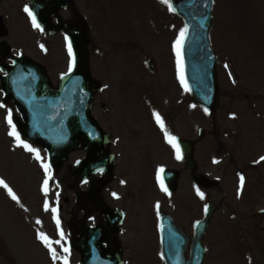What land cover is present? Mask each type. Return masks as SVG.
<instances>
[{"label":"rangeland","instance_id":"rangeland-1","mask_svg":"<svg viewBox=\"0 0 264 264\" xmlns=\"http://www.w3.org/2000/svg\"><path fill=\"white\" fill-rule=\"evenodd\" d=\"M75 3L85 16L89 71L99 87L91 115L108 135L107 150L113 155V174L100 195L125 217L112 241L122 248L133 246L132 264H139V258L140 264H161L153 210L162 193L157 172L178 169L181 162L172 158L173 148L154 116L158 113L169 134L194 141L199 167L197 186L190 188L182 177L177 182L176 196L187 199H177L178 210L171 213L177 224L191 235L188 218H202L207 203L216 209L203 241L204 264H264V215H257L264 211V144L257 139L261 124L253 120L264 116V0H214L210 38L217 56L219 103L212 115L192 107L180 82L173 45L183 27L160 0ZM53 50L55 66H48L55 85L52 79L65 73L66 61L56 40ZM0 104V180L20 201L0 187V264H63L65 257L68 264H79L70 242L100 219L89 190L96 178L82 180L76 170L87 153L69 154L46 174V151L31 145L39 152L37 160L35 153L17 146L7 117L11 113L24 140L22 122L1 98ZM45 202L56 211H46ZM41 233L56 250L55 261L38 238Z\"/></svg>","mask_w":264,"mask_h":264},{"label":"water","instance_id":"water-1","mask_svg":"<svg viewBox=\"0 0 264 264\" xmlns=\"http://www.w3.org/2000/svg\"><path fill=\"white\" fill-rule=\"evenodd\" d=\"M170 2L173 11L182 18L188 29L182 49L186 83L194 101L210 110L216 101L215 58L211 53L208 38L212 0H170ZM78 31L76 29L70 37L71 44L75 48L74 70L62 80L58 90L48 89L42 72H39L38 85L23 84V75L28 71L24 70L19 75H13L15 78L12 81L13 88L8 93L14 98L17 108L21 111L25 123L23 127L25 138L31 143L46 148L52 165L63 161L68 152L77 149L78 140L88 149L101 148V154L105 155L102 148L106 144V138L89 116L94 89L86 71V53L80 45L82 37ZM21 75L23 77H19ZM31 75V73L26 74V77ZM181 145L186 159H189L188 145L185 143ZM93 160L90 159L81 165L84 176L100 168ZM104 161L107 167L110 158L106 156ZM163 177L168 179L169 174L164 173ZM212 213L213 208L208 206L205 218L195 225L189 260L183 258L187 241L184 234L175 228L170 218L165 219L164 215L160 217L162 252L166 264L203 263L205 250L202 238ZM119 220L118 217L117 221ZM96 234L94 230L87 231L75 242L77 250L85 252L82 264H99L96 259L101 253L95 246L96 237L92 236Z\"/></svg>","mask_w":264,"mask_h":264},{"label":"flooded vegetation","instance_id":"flooded-vegetation-1","mask_svg":"<svg viewBox=\"0 0 264 264\" xmlns=\"http://www.w3.org/2000/svg\"><path fill=\"white\" fill-rule=\"evenodd\" d=\"M34 1L35 0H0V74L2 70L6 66L11 65L13 60L18 56H25L32 61H36L33 58L34 44L39 40L40 32L46 34L50 31L48 29L40 31L36 28H29L28 16L24 17L25 25L23 26L21 23V16L25 15L24 7H30ZM52 1L53 0H38L40 3H49ZM54 15L62 18L66 24L71 23V8L64 10L59 9ZM46 22L54 26L56 24V19L53 16ZM20 23L22 25H20ZM11 25H13V27ZM2 46H4V49H2ZM188 178L192 185L197 184L198 180L193 175H188ZM100 224H104L103 219H100ZM112 238L113 233L110 232L105 240L101 242L100 245L104 250V254L106 256L119 255L120 264H132V260L135 259L131 255L133 246L122 248L118 243L113 242ZM141 260L142 259L139 258V264Z\"/></svg>","mask_w":264,"mask_h":264},{"label":"snow or ice","instance_id":"snow-or-ice-1","mask_svg":"<svg viewBox=\"0 0 264 264\" xmlns=\"http://www.w3.org/2000/svg\"><path fill=\"white\" fill-rule=\"evenodd\" d=\"M160 3L166 5L168 7L169 11L173 10V6H172V3L170 2V0H160ZM24 12L29 17L32 26L34 28L40 30V31H43V29L41 28L40 24L37 21L36 15L34 14V12L32 11V9L29 6L24 7ZM187 31H188V29L186 27L181 29L179 32V36L173 45L174 51L176 54V58H177L176 63H177V69H178V73H179V79H180L181 84L184 85L185 90H187V83L185 82V78H184V61H183L182 49H183V45H184V41L186 38ZM65 39L67 40V37H65ZM68 53H69V56L73 55L72 54V45H71L70 41L68 42ZM74 65H75V58L73 57L72 61L70 62V65H69V72H71ZM225 67L227 68L228 66L225 65ZM229 76H231V73H229ZM233 83H235V81H233ZM0 107H4V105L0 104ZM193 107H195V105H193ZM207 111L208 110L205 109L206 113H207ZM154 116H155L157 124H159V126L161 127L162 130H164L165 139H166L167 143L174 149L175 158L177 160H182L183 159L182 150H181V147H180V144H179L177 138L172 136L171 134H169L167 132V130L164 129L163 121H162V119L158 113H154ZM7 121H8L10 128H11L9 135L14 138L17 146L24 148L25 150H27L30 153H35V158L37 160H41L39 152L36 149H34L31 145L26 143L24 140H22L21 136L16 131V127L12 121L11 113H9V115L7 117ZM262 159H264V158H262ZM214 162H216V161H214ZM42 166H43L46 174L50 172V165L42 164ZM163 173H164L163 168L158 169L157 181L160 185L161 190L164 191L165 193H167L168 195H171V193L168 192V189L165 186L163 175H162ZM240 182H241V188H243V184H244V177L243 176L240 177ZM0 187L5 188L9 194V196L14 201H16L17 203H20L18 197L15 195V193L12 191V189L9 188L8 185L3 180H0ZM43 190H44L45 195H47V193H48V179L44 180ZM197 195L200 196L201 199H204V194L202 192H200L199 189H197ZM44 207H45L46 211H53V212L56 211L55 209H49L47 202H45ZM156 208H157V210H159V204L156 205ZM205 211H207V206H205ZM37 223H40V221H37ZM56 223H57V226H59V224H60L59 219L56 220ZM63 236H64L63 232H60L61 239H63ZM38 238L44 243L45 247L48 248L49 252L51 253L52 259L55 261L57 259V253H56V250L52 247V243L48 240L47 236L44 235L43 233H41L38 235ZM55 243L59 244L60 241H56ZM63 250L65 253H67L69 251L67 248H65ZM163 258H164L163 254H161V259H163ZM63 264H68L67 257L64 258Z\"/></svg>","mask_w":264,"mask_h":264}]
</instances>
